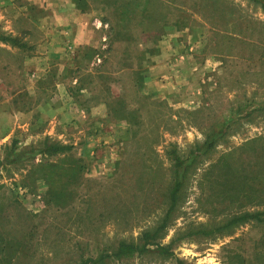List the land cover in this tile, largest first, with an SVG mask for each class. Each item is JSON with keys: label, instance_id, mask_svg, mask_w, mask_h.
<instances>
[{"label": "rangeland", "instance_id": "rangeland-1", "mask_svg": "<svg viewBox=\"0 0 264 264\" xmlns=\"http://www.w3.org/2000/svg\"><path fill=\"white\" fill-rule=\"evenodd\" d=\"M51 1L0 0V34L26 42L0 44L1 106L26 112L56 91L89 114L62 124L29 113L31 128L0 145V264H81L120 241L141 243L166 212L155 241L187 264H264V214L225 226L264 212V8L252 0H72L84 41L59 57L19 20L30 7L42 20ZM40 68L59 73L34 93ZM216 128L221 135L187 167L168 210L172 152L188 158ZM45 136L70 147L33 157ZM232 176L250 179L239 196ZM96 264L175 262L150 247Z\"/></svg>", "mask_w": 264, "mask_h": 264}, {"label": "crops", "instance_id": "crops-1", "mask_svg": "<svg viewBox=\"0 0 264 264\" xmlns=\"http://www.w3.org/2000/svg\"><path fill=\"white\" fill-rule=\"evenodd\" d=\"M52 1L53 8H51V11H49V13L48 11L43 10L44 14L42 20L39 15H37L39 9L37 11H33L31 7L29 8V10H27V12L24 11V13H19V20L26 19L25 21L28 26L30 24V28L37 27L36 33L43 36L41 42H44L45 46L49 49V51H47L48 54L51 55L52 53H59V57H63L66 45L68 43H72L73 45L82 44L84 41L82 40V37L85 35V33L84 31H82L80 25L82 23V20L81 17L79 19V15L81 13L75 11L76 9L73 8L72 0H66L65 3L63 2L64 0ZM56 17L59 18V20H55ZM53 21H56V23L54 24L55 26L50 27L52 25H50L49 23ZM72 35H75V38H73ZM12 37H15V35H12ZM16 39L19 40L20 38L17 37ZM25 43V39L19 40V44L24 45V47L22 46V48H25ZM0 44L4 47L11 46L9 44L7 45V43L2 42L1 40ZM45 58L48 59L49 62L51 61L50 56L47 55ZM49 64L50 63H48V65ZM55 73H59V71L55 70V68H53V70L51 68H48L47 70H45V68H40L37 71H33L31 81L34 85V93H36V91L37 93L40 92L39 89L41 87L39 85V81H42L44 77L54 75ZM59 91L60 90H58V92ZM55 94H57L56 91L52 92V94H49V99L47 100H43L41 102L34 101L31 109H28L26 112L19 109L18 103L11 104L13 105L12 108L7 107L5 104L4 106H1L0 103V145L6 143L8 141V138L12 134H14L16 130L18 132L17 134L24 133L29 130V128H31V125L30 123L25 121L24 117L29 113H34L35 111L42 112V114H46L48 116L52 115L48 121H50L52 118V121L54 123L62 121V124H65L75 121V123L78 124L79 122L83 121L84 118L86 119L87 115L89 114L88 107L86 108L81 105L73 106L68 103L66 99H64L65 96L63 97V99H61L60 97L56 98ZM95 106L97 105L95 104ZM95 106H93L92 108H95ZM54 107L57 109H61V112H54ZM100 108L101 107H96L95 110H98ZM90 111L92 112V115L96 114L94 110L92 111V109H90ZM26 135L27 137L31 136V134ZM24 143L25 141H23V144Z\"/></svg>", "mask_w": 264, "mask_h": 264}, {"label": "trees", "instance_id": "trees-1", "mask_svg": "<svg viewBox=\"0 0 264 264\" xmlns=\"http://www.w3.org/2000/svg\"><path fill=\"white\" fill-rule=\"evenodd\" d=\"M258 4L261 5L262 8H264V0H252ZM0 40L2 42L5 43H10L12 46H19V47H24L23 44H19V40H17L15 37H12L10 35H5V34H0ZM220 129V128H219ZM218 128L214 129L211 133H209V135L206 136L205 140L202 142V144H200L199 146H197L194 150H192L190 156L186 159H182L180 156H178L177 154H175V152H172V161H173V184L171 187V190L169 192V197H170V207L168 210H171L172 207L175 205L176 200H177V192L180 189L181 183H182V178L184 176L185 171L187 170V167L193 162V160L196 157H199L201 155H204L205 153H207L215 144L216 139L218 138V136L221 135L220 131ZM13 143L14 140H13ZM43 146L41 148H39L38 150H34L32 152V156L34 157L35 154H40V155H55V154H59L61 152L66 151L70 146L68 145H63V144H58V143H53V142H49V140H47V138H45L43 140ZM1 163H3V160H1ZM226 169H231V167L229 165H225ZM232 180L233 183L235 185V189L233 191L237 192V196L240 195L241 192V184L244 183H248V181L250 180L249 178H245L243 180H239L236 179L235 176H232ZM247 180V181H246ZM262 181V179L260 180ZM259 191V195L263 192ZM168 213L166 212L165 217L162 221V223L157 226V228L154 231H144L142 233V242L141 243H133V242H126V241H120L117 244L116 249L114 250V252L110 253V254H103L100 255L98 258L94 259L91 257L85 258L84 260L81 261V264H96L98 262H102L104 261V257H111V258H117L120 259L122 257H131L135 254H143L145 252H147L150 247H154V249L166 256L167 258H172L175 262V264H187L183 259L179 258L178 256H176L174 254V252L171 250L169 245H162L158 242L155 241V237L156 235L159 233V231H161L165 226H166V220L168 217ZM264 212L263 211H258L255 212L253 214L250 213H244L241 214L239 216H235L232 219L229 220V222H227V225H233L235 223L244 221L246 219H250V218H255L256 220L261 219V215H263Z\"/></svg>", "mask_w": 264, "mask_h": 264}]
</instances>
